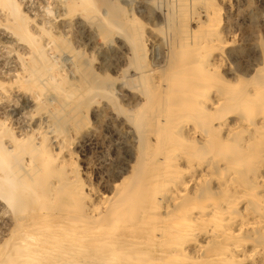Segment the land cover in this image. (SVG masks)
<instances>
[{
  "label": "rangeland",
  "instance_id": "rangeland-1",
  "mask_svg": "<svg viewBox=\"0 0 264 264\" xmlns=\"http://www.w3.org/2000/svg\"><path fill=\"white\" fill-rule=\"evenodd\" d=\"M92 1L97 5L93 10L81 5V0H0V253L8 249L9 237L19 224L49 215L47 224L64 215L90 218L88 194L115 198L120 188L136 177L134 174L141 170L138 163L142 167L151 161L142 157L144 145L150 151L156 147L155 125L148 115L149 103L143 91L148 88L156 92L169 71L186 66L200 52L195 41L207 25L203 3L208 0ZM210 1L219 9L221 22L207 32L219 38L224 48H204L200 61L221 59L213 75L234 85L228 90L238 88L246 97L245 103L228 115L226 123H262L264 93L253 95L256 91H252L259 89L262 80L258 78L264 76V0ZM167 11L172 13L168 15ZM258 67V81L249 78ZM212 91L216 96L222 93L216 87ZM81 106L86 112L80 110ZM141 114L145 130L151 133L143 140L145 143L143 133L139 129L138 134L134 125ZM181 137L187 141L183 131L177 129L164 150L179 145ZM216 137L219 142L212 145V155L192 150L197 160L181 159L169 166L171 169L176 165L184 180H192L190 204H214L229 197L219 184L229 177L228 163L250 138L249 133L227 136L225 129ZM225 138L231 143L229 147L223 142ZM248 144V157L240 162L241 175L237 179L244 186L249 185L252 174L264 175V139ZM4 179H10L12 186ZM61 185L62 190L56 194ZM90 201L97 204L96 198ZM156 203L165 216L170 207L167 194H161ZM256 241L264 244V235Z\"/></svg>",
  "mask_w": 264,
  "mask_h": 264
},
{
  "label": "bare ground",
  "instance_id": "bare-ground-1",
  "mask_svg": "<svg viewBox=\"0 0 264 264\" xmlns=\"http://www.w3.org/2000/svg\"><path fill=\"white\" fill-rule=\"evenodd\" d=\"M80 3L91 7L92 10L97 8V5L92 0H81ZM102 3L105 4V2ZM203 5L204 18L207 25L200 29V35H197L199 39H197V42L194 40L195 46L198 47L200 52L204 48L213 50L214 45L224 48L222 47L224 43L219 38H213L207 32L211 29L214 30V27L220 24L219 9L216 10L210 0L205 1ZM168 6L171 7L170 5ZM167 12L169 13L168 15L172 13V11ZM213 22L215 24L210 25ZM128 49H130L129 46ZM200 52L192 61H188L186 66L169 71L166 74L167 76L162 79L163 81L156 92H152L148 88L143 91L149 103L148 115L155 125L156 147L150 151L147 150L146 144H142L145 143L144 141L151 134L148 130H145V118L142 115L145 111L143 110L141 111L143 112L141 117H139L140 115L138 116L139 118L134 125H137L135 127L138 129L137 132L140 129V133H143L140 135L143 138L142 141H144H138L142 142L140 146H145L144 149L142 148L144 150L141 152L143 153L142 157L151 158V161H147L142 167L138 163L137 168L141 170H135L137 173L134 175L137 178L131 177L130 182L125 183L120 188L115 198H110L100 193V195L88 194L86 198L92 214L90 218L82 215H64L56 218V220H51V224H47L51 218V215H49L44 217L45 219H30L23 224H19L15 230L13 229L14 232L9 237L8 249L0 253V264H264V244L254 242L262 234L264 235V175L252 174L247 181L249 182L247 186L237 182L238 177L241 175V172H239L241 168L240 162H243L248 157L249 141L258 142L264 139V133L262 132L264 122L260 123L258 121V124L249 123L248 125L240 122L235 125H232V123L230 126H228L229 124L227 125L228 115L245 103V94L239 93L238 88L228 90L234 85L223 83L213 75L219 67L221 59L212 58L205 63H201L200 57L202 53ZM135 57H137L136 53ZM119 63L121 64L120 61ZM260 67L252 70V76H249V78L257 80L256 77H259ZM262 67L264 66L262 65ZM35 68L37 69V66ZM138 68L136 67L135 69L137 70ZM223 70L222 73H224ZM232 76L234 75L232 74ZM260 76L262 77L258 79L262 80V84L259 89L255 88L256 90L252 91H256L253 95L264 93V76ZM23 81L27 82V80ZM252 82L254 81L249 84H252ZM213 87L221 89L222 93H219V96L212 94ZM242 92H245V90ZM101 93L105 95L103 91ZM84 107L81 106L80 110L84 109ZM134 111L136 112V110ZM205 117L209 119H204ZM211 117L213 119H210ZM187 122H196V125L192 127ZM177 129L183 131L187 141L181 137L183 140L180 139L179 143L181 145H172L164 150L165 146L169 145L168 143ZM222 129H225L227 136L241 137L244 133H249L250 136L249 141L246 140L244 142L245 147L239 155L233 162L228 163L231 171L229 177L219 184L229 194V197L224 198L220 202L218 200L214 204H190L192 199L188 196V190L192 180H184V176H181L182 172L175 164L171 169H169V166L181 159L197 160L195 159L197 154L192 150L202 152L204 155H212V145L215 142H219L216 136ZM84 139L89 140L88 137ZM193 141H195L196 145ZM223 142H225L224 144L227 147L231 145L230 142L226 141V138ZM190 145H193L195 149H192L193 147ZM191 155L194 157H191ZM171 156L175 159L171 158ZM142 157L141 160L144 162ZM147 167L148 171L145 172ZM173 174L175 175L174 177ZM4 181L9 186H12L10 179H4ZM88 181L90 182V180ZM209 181L212 180L209 178ZM194 182L195 180H193ZM62 186L54 192L58 194L62 190ZM161 194H167V199L170 201V207L167 208L165 216L160 214L161 207L159 206L158 208L156 203ZM94 198H96L97 204L90 201ZM8 201L10 202L11 199L9 198ZM240 209L243 210L240 211ZM5 228L8 229L7 227ZM206 241H208L207 244L205 243ZM192 246L195 248L193 249L195 250L194 253L190 250Z\"/></svg>",
  "mask_w": 264,
  "mask_h": 264
}]
</instances>
